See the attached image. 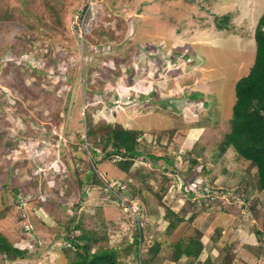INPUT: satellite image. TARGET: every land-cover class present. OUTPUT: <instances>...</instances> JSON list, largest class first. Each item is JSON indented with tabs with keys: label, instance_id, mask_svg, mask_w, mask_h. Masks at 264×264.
<instances>
[{
	"label": "rangeland",
	"instance_id": "374dc122",
	"mask_svg": "<svg viewBox=\"0 0 264 264\" xmlns=\"http://www.w3.org/2000/svg\"><path fill=\"white\" fill-rule=\"evenodd\" d=\"M263 10L264 0H0V232L25 251L0 264H68L64 236L82 228L117 246L121 264H196L174 260L173 244L197 236L200 264H264L256 168L220 150ZM116 123L144 152L126 172L118 155L92 166L101 129ZM91 168L106 186L79 184ZM118 183L134 191L130 206L111 201ZM136 219L140 260L123 251Z\"/></svg>",
	"mask_w": 264,
	"mask_h": 264
},
{
	"label": "trees",
	"instance_id": "16d2710c",
	"mask_svg": "<svg viewBox=\"0 0 264 264\" xmlns=\"http://www.w3.org/2000/svg\"><path fill=\"white\" fill-rule=\"evenodd\" d=\"M228 18L229 14L216 17V27L222 29L227 26ZM253 39L255 42L253 62L248 72L239 77L234 83V99L231 104V114L227 121L229 128L228 131L224 133L221 140L220 150L223 152L227 147L232 146L239 157L248 160L252 166H255L259 184L258 188L264 189V10L255 25ZM93 132L96 133L97 131L90 129L86 131V135H92ZM100 135L101 138H104L102 143L103 152L98 159H92L93 167L98 166L99 163L101 164L108 156L118 155L120 158L115 161V164L120 170L126 172L132 167L135 157L144 158V152L137 147L141 139L135 129L125 128L121 124L116 123L115 127L104 126L103 129H101ZM108 146L111 147V150H107ZM95 153L96 152H94V154ZM146 156L153 159L161 158L164 161L172 163L171 157L167 155L158 156L148 152ZM192 162H194V160H192ZM197 167V164H191V166L187 168L186 174L182 177L185 184L188 183L186 177ZM97 182H101L102 185L105 183L102 178L97 175L95 169L92 168L87 171L83 178L79 179V184L82 186L87 183ZM115 188L121 191V195L117 196L113 194L111 201H116L117 204H121L120 198L122 197L125 204L130 206L134 191L130 190V197H126L123 193V190H125L124 188H126L125 186L118 183ZM1 212H4V210H0V217L2 216ZM170 214L174 216V219L170 220L171 222L168 223V227L174 228L176 223L181 219L176 216L175 212H170ZM76 216L77 213L74 212L72 218ZM136 222L133 238L125 244L123 251L124 253L132 252L137 259L140 260L138 256H140V246L143 244L144 239L142 234L143 227L140 220ZM36 236L38 235L36 234ZM64 241L69 243L67 246L69 251H66L68 264H121L118 247H102L97 245L100 239L95 236L92 231L82 228V232L71 237L69 233H66ZM94 246L95 249L92 250ZM158 247L159 243L154 241L149 245L146 251L147 253L149 251L154 252ZM71 248H73V250L70 251ZM173 248L174 260H177L184 254L186 257H190L196 264H200L199 262L201 259L198 258V255L201 252L202 243L199 241L198 236L189 239V241L184 244L181 243L180 240H176L173 244ZM24 253V249L14 246L0 232V255L3 254L4 259L13 261ZM226 257H228V254ZM146 262L147 260L144 263L140 260L138 264H146Z\"/></svg>",
	"mask_w": 264,
	"mask_h": 264
},
{
	"label": "built area",
	"instance_id": "2783aa9c",
	"mask_svg": "<svg viewBox=\"0 0 264 264\" xmlns=\"http://www.w3.org/2000/svg\"><path fill=\"white\" fill-rule=\"evenodd\" d=\"M89 16H90V14L87 13L86 17H85V20L83 21L85 23L84 25H86L87 27H89V26L91 27V22L87 23V17H89ZM120 199H121V202H123L125 204L124 199L122 197ZM126 206H128V205L126 204Z\"/></svg>",
	"mask_w": 264,
	"mask_h": 264
},
{
	"label": "water",
	"instance_id": "95a60500",
	"mask_svg": "<svg viewBox=\"0 0 264 264\" xmlns=\"http://www.w3.org/2000/svg\"><path fill=\"white\" fill-rule=\"evenodd\" d=\"M124 193L127 195V196H130V192L128 190L124 191Z\"/></svg>",
	"mask_w": 264,
	"mask_h": 264
},
{
	"label": "clouds",
	"instance_id": "9594fccd",
	"mask_svg": "<svg viewBox=\"0 0 264 264\" xmlns=\"http://www.w3.org/2000/svg\"><path fill=\"white\" fill-rule=\"evenodd\" d=\"M124 191H126V190H124Z\"/></svg>",
	"mask_w": 264,
	"mask_h": 264
}]
</instances>
